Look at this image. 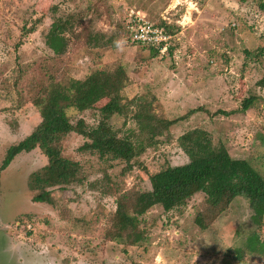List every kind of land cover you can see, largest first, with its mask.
<instances>
[{"label": "rangeland", "instance_id": "1", "mask_svg": "<svg viewBox=\"0 0 264 264\" xmlns=\"http://www.w3.org/2000/svg\"><path fill=\"white\" fill-rule=\"evenodd\" d=\"M263 3L0 0V168L9 148L41 123L32 100L51 77L67 83L99 69L123 68L128 78L125 102L142 100L154 116L168 120L202 108L158 137L126 175L125 162L80 154L77 149L85 138L65 137L60 144L63 156L80 161L82 171L80 181L49 189L53 204L33 200L39 193L33 187L34 175L44 170L48 158L39 149L18 155L0 174V264H21L8 250L12 229L29 246L34 264H264V223L254 225L252 210L242 197L223 206L207 230L195 223L205 201L198 194L171 212L157 206L143 216L147 237L137 246L105 237L117 192L149 191V175L187 164L179 138L193 129L209 132L215 145L225 144L234 158L248 160L264 177V88L258 86L264 78ZM131 9L153 23L165 21L178 28L172 54L153 56L128 40L124 23ZM188 12L194 14L192 20L186 19ZM42 16L37 29L25 35L23 28ZM70 16L79 24L69 35L67 53L57 57L44 37L56 17ZM96 36L99 47L89 43ZM245 50L253 55L247 57ZM249 97L255 101L244 112L242 102ZM69 115L73 123L84 119L90 127L101 120L97 110H70ZM110 123L120 136L138 132L135 121L124 116H114ZM8 225L12 229H5ZM248 237L256 239L252 253L246 250ZM238 249L244 250L241 260L234 251Z\"/></svg>", "mask_w": 264, "mask_h": 264}, {"label": "trees", "instance_id": "2", "mask_svg": "<svg viewBox=\"0 0 264 264\" xmlns=\"http://www.w3.org/2000/svg\"><path fill=\"white\" fill-rule=\"evenodd\" d=\"M260 5L264 10V3ZM56 9L54 7L51 10ZM43 18L44 16L39 17L31 27L25 26L23 33L28 35L34 32L37 25L43 22ZM78 24L79 21L72 16L56 17L45 34L46 47L55 56H64L70 45L69 35L75 33ZM155 24L163 27L171 36L178 32L176 26L165 21ZM97 38L98 36L92 38L89 43L99 47ZM175 42L177 40L173 38L169 54H172ZM139 47L150 50L153 56H160L154 48ZM244 53L247 57L253 55L251 50H245ZM127 81L123 68L113 71L99 69L83 80L70 79L67 83L51 77L32 100L33 106L39 110L41 123L29 136L9 148L0 174L18 155L39 149L48 158L49 163L41 173L34 175L33 187L39 193L33 200L36 203L53 204L49 189L63 188L80 181L79 175L82 171L80 161L63 156L60 144L65 137L77 134L85 138L84 144L77 149L80 154L97 156L103 161L125 162L128 164L127 170L123 172L126 175L132 170L136 159L147 147L153 145L158 137L163 136L185 117L202 110H192L176 120L158 118L149 111L148 103H143L142 100L125 102L123 92ZM258 86L264 88V78L258 82ZM254 101L255 97L245 98L242 111H248ZM100 103L105 104L100 106ZM70 110L78 113L97 110L101 120L95 127H90L84 119L73 123L69 115ZM220 113L229 115L226 112ZM114 116L132 119L138 132L131 137L120 136L110 123ZM144 117L149 120H144ZM179 145L189 158L187 164L169 166L149 175L152 187L149 191L133 188L126 192H117L116 211L110 218V225L105 233L106 239L124 242V245L129 247L137 246L147 237V231L142 226L143 216L157 206L167 213L171 212L185 206L198 194L205 196L203 210L195 220L201 230L209 229L223 212V206L231 205L239 197L248 201L254 225L257 228L263 225L264 177L248 160L234 158L225 144L215 145L211 134L199 128L183 134L179 138ZM255 244L256 239L248 237L246 250L252 253ZM234 251L236 257L241 260L244 250Z\"/></svg>", "mask_w": 264, "mask_h": 264}, {"label": "built area", "instance_id": "3", "mask_svg": "<svg viewBox=\"0 0 264 264\" xmlns=\"http://www.w3.org/2000/svg\"><path fill=\"white\" fill-rule=\"evenodd\" d=\"M124 28L132 43L154 48L161 57L169 55L174 36L151 22L143 12L131 9L127 13Z\"/></svg>", "mask_w": 264, "mask_h": 264}, {"label": "crops", "instance_id": "4", "mask_svg": "<svg viewBox=\"0 0 264 264\" xmlns=\"http://www.w3.org/2000/svg\"><path fill=\"white\" fill-rule=\"evenodd\" d=\"M194 14L188 12L186 15V19H193ZM179 40V39H178ZM12 229L10 225L6 226L5 229ZM4 229V230H5ZM13 230V229H12ZM10 230V234H8L9 242H8V250L10 253L18 257V260L21 264H34L33 259L31 258V250L27 244L18 240V237L14 236V233Z\"/></svg>", "mask_w": 264, "mask_h": 264}, {"label": "clouds", "instance_id": "5", "mask_svg": "<svg viewBox=\"0 0 264 264\" xmlns=\"http://www.w3.org/2000/svg\"><path fill=\"white\" fill-rule=\"evenodd\" d=\"M117 46H118V42H117Z\"/></svg>", "mask_w": 264, "mask_h": 264}]
</instances>
